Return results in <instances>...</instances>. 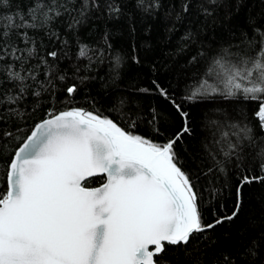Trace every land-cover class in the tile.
<instances>
[{
	"label": "snow or ice",
	"instance_id": "1",
	"mask_svg": "<svg viewBox=\"0 0 264 264\" xmlns=\"http://www.w3.org/2000/svg\"><path fill=\"white\" fill-rule=\"evenodd\" d=\"M207 2L205 15L224 8L228 16L242 7V0H235V6L230 0ZM143 5L144 0H138V6ZM148 7L160 5L154 2ZM188 9L185 4L183 11ZM243 27L250 30L240 32L247 51L233 52L230 45L212 58L214 85L206 79L194 82L196 86L180 100L155 80L152 88L137 90L160 96L170 105L172 119L156 107L145 111L134 100L117 96L108 104L109 115L75 107L49 112L50 118L36 124L8 158L0 190V264H168L171 249L166 244L189 245L199 234L225 223L239 225L238 239L230 250L217 253V264H264V226L243 219L244 187L264 181V176L242 170V145L252 141L251 128L230 120L225 112L205 123L207 136L189 157L191 166H185L177 151L182 147L187 152L191 145L185 147L184 141L194 133L185 102L259 101L254 114L264 130V14L248 17ZM79 55L85 57L86 50L82 48ZM120 64L121 57L116 56V67ZM8 79L26 78L10 71ZM66 92L72 97L77 86H68ZM17 99L9 96L8 102ZM141 123L156 134L174 131L158 143L134 131ZM12 136L4 132L0 138ZM3 150L0 147V158ZM260 155L264 157V151ZM233 161L240 171L233 208L205 224V192L210 203L216 189L201 190L200 179L225 172V165ZM260 168L264 172V163ZM99 174H106L102 186L82 184L85 177Z\"/></svg>",
	"mask_w": 264,
	"mask_h": 264
},
{
	"label": "trees",
	"instance_id": "2",
	"mask_svg": "<svg viewBox=\"0 0 264 264\" xmlns=\"http://www.w3.org/2000/svg\"><path fill=\"white\" fill-rule=\"evenodd\" d=\"M154 2L159 3L158 9L148 7ZM230 2L235 6V0ZM185 4L189 6L187 12L183 11ZM205 7H209L207 0H144L143 6H138V0H8L0 4V137L4 132L13 134L0 138L4 149L0 158V190L5 186L10 154L38 122L49 117V112L79 107L109 115V102L125 96L145 111L156 107L172 119L170 105L160 96L137 90L152 88L155 80L169 87L180 100L190 87L196 86L194 82L206 79L208 85H214L212 58L230 45L233 52L247 51L240 32L250 34L243 26L248 17L264 14V0H242L239 13L229 12L228 16L224 15V8L205 15ZM188 36L191 39L186 40ZM82 48L87 52L85 57L79 55ZM51 52L57 56L51 57ZM199 52L204 55L197 56ZM116 56L121 57L118 68ZM193 56H197L195 63L191 62ZM136 59L140 62L136 63ZM10 71L26 79L9 80ZM113 76L118 78L113 80ZM72 84L77 86V92L69 97L66 89ZM9 96L19 99L9 103ZM185 104L193 116L194 133L184 141L185 147L191 145L187 152L182 147L177 151L186 167L191 166L189 157L193 150L207 136L205 123L220 119L226 112L230 120L241 126L247 124L252 130V141L244 140L242 145L243 172L264 176L260 168L264 163L260 155L264 151V130L258 127L254 114L259 101L217 98ZM134 131L164 143L174 128L156 134L149 124L141 123ZM239 176L233 161L232 165H225V172L201 177V190L216 189L210 203L205 192L203 223L230 214ZM104 181L105 176H96L84 185L96 187ZM243 193V219L251 218L258 228L264 226V181L246 185ZM238 227L225 223L199 234V239L189 245L166 244L171 249L168 264H217V253L230 250L237 242Z\"/></svg>",
	"mask_w": 264,
	"mask_h": 264
},
{
	"label": "water",
	"instance_id": "3",
	"mask_svg": "<svg viewBox=\"0 0 264 264\" xmlns=\"http://www.w3.org/2000/svg\"><path fill=\"white\" fill-rule=\"evenodd\" d=\"M60 112H61V111H60ZM58 113H59V112H58ZM48 118H50V117H48ZM48 118H46V119H48ZM40 122H41V121H40ZM40 122H38V123H40ZM38 123H37V124H38ZM34 127H35V126H34ZM29 134H30V133H29ZM29 134H28V135H29ZM23 142H24V141H23ZM23 142H22V143H23ZM22 143H21V144H22ZM96 176H105V181H104L103 183L106 182V174H99V175H96ZM96 176H93V177H96ZM90 178H92V177H85V179L82 181V184L84 185V182H85L86 180L90 179ZM103 183H102V184H103ZM102 184H100L99 186H96V187H100V186H102ZM84 186H85V185H84ZM93 188H95V187H93ZM165 243H166V242H165Z\"/></svg>",
	"mask_w": 264,
	"mask_h": 264
}]
</instances>
